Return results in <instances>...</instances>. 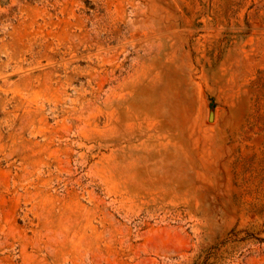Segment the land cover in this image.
<instances>
[{"label": "rangeland", "instance_id": "374dc122", "mask_svg": "<svg viewBox=\"0 0 264 264\" xmlns=\"http://www.w3.org/2000/svg\"><path fill=\"white\" fill-rule=\"evenodd\" d=\"M0 264H264V0H0Z\"/></svg>", "mask_w": 264, "mask_h": 264}]
</instances>
